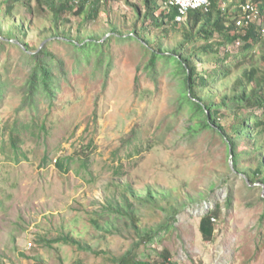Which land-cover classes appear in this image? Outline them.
I'll return each mask as SVG.
<instances>
[{"label": "rangeland", "instance_id": "rangeland-1", "mask_svg": "<svg viewBox=\"0 0 264 264\" xmlns=\"http://www.w3.org/2000/svg\"><path fill=\"white\" fill-rule=\"evenodd\" d=\"M48 2L41 0L42 12L34 1V12L18 6L14 15L5 16L0 1L1 35L16 36L11 27L19 21L25 31L17 35L22 47L50 40L52 63L46 61L58 86L51 99L40 90L28 99L32 61L15 42H0V264H117L129 249L136 261L148 264H160L163 250L176 264H264L263 187L232 169L215 132L190 133L195 121L188 105H181L180 75L170 62L157 57L149 66L151 49L142 39L154 50L171 49L182 38L178 27L166 32L170 26L151 24L143 0H100L94 18L69 11L55 25ZM134 26L140 40L127 35ZM54 31L81 39L102 36L100 59H86L88 48L77 47L76 55L70 44L45 39ZM239 45H224L219 55L194 56V75L213 66L227 49L234 55ZM189 47L182 50L188 53ZM260 50L253 58L262 66ZM230 58L232 75L201 95L218 102L222 93L231 92L242 58ZM254 112L260 115L262 109ZM219 118L226 126L229 118ZM134 130L142 138L134 142L138 151L128 156L134 144L125 141ZM260 140L264 156V130ZM245 148L242 138L236 147L240 168L254 166L242 153ZM84 158L85 167L80 165ZM57 161L65 167L58 168ZM216 203L221 212L213 238L206 241L200 216ZM164 225L152 240H139L145 230ZM65 236L78 244L56 242Z\"/></svg>", "mask_w": 264, "mask_h": 264}, {"label": "trees", "instance_id": "trees-1", "mask_svg": "<svg viewBox=\"0 0 264 264\" xmlns=\"http://www.w3.org/2000/svg\"><path fill=\"white\" fill-rule=\"evenodd\" d=\"M4 5V15L12 16L16 12L18 6L28 10L29 13L34 12L32 9V2L36 1L37 10L44 11L42 8L41 0H0ZM167 0H143L145 17L149 18L151 24L157 27L170 26L169 29H165L166 32L170 30H180L181 40L171 49L161 50L160 46L154 50L150 47L147 40L145 46L151 49L150 65L153 64L155 58H164L167 62L174 67L179 79V88L181 90V100L183 105L189 107V117L194 124L189 128L190 133H198L202 130L209 129L215 132L221 140L224 142L229 155L231 154L232 169L235 172L242 174L245 179L251 184L261 185L264 189V156L261 153V140L260 135L264 130V0H209L210 5L207 12L202 9H190L188 11L186 21L184 23L177 22L175 16L177 10L174 7H163L164 2ZM247 1L253 2L259 9L261 17L249 24L237 25L236 21L240 18L239 5ZM159 2V3H158ZM227 3V4H225ZM75 4V5H74ZM100 0H49L46 3L45 8L50 10L53 14V21L55 25L60 19V16L64 13L72 11L76 15L85 13L84 19H91L98 14ZM74 5V8L72 7ZM161 9L159 16H155V12ZM136 15L139 16L137 10ZM17 35L24 34V28L22 22H15L11 27ZM133 30L127 33L131 39L140 40V34L138 31ZM143 28V27H142ZM112 33L115 32L112 28ZM141 30V29H140ZM116 35L122 37L121 33L115 32ZM14 34L8 33L6 36L0 34V42L6 39L7 43L14 44L20 49L25 57H28L32 61V69L27 80V98L33 97L34 93L38 90L42 92L47 98L51 99L54 96L55 90L58 86L54 83V78L51 73L49 63L47 59L52 63V53L47 50L46 45L41 47H29L24 42L23 47L17 42L19 38ZM63 38H58L61 36ZM216 35L218 36L217 38ZM9 36V37H8ZM54 38L63 43L71 45L74 52H77L76 48H88V54L86 59H89L92 55H95L100 59V53L103 52V43L101 37H86L81 39L79 37H70L69 34L54 31L51 35L45 37V39ZM195 42H200L198 46ZM242 43V44H241ZM239 47L236 49L237 57H241V60H237V70L240 71L238 77L234 78L231 84V92H225L220 95L219 101L215 102L211 95H201L200 91L212 84H215L217 80H227L231 74V59L234 57L232 53H224V57L216 58L215 64L211 67H206L199 73L198 76L194 75V56L198 54L207 55H219V49L222 46L229 48V45ZM189 47L188 53H185L183 47ZM261 46L260 59L262 66L257 65L253 56L255 51ZM188 49V48H186ZM98 53V54H96ZM79 53L77 52L76 55ZM249 60L248 67H243L241 63ZM197 88H200L198 91ZM205 93V92H204ZM1 94V88H0ZM262 109L260 115L255 114L254 110ZM226 116L229 121L226 126L222 125L219 116ZM2 133L1 117H0V137ZM138 138H142L137 131H131L128 137H126L125 144H134L131 152L138 151L137 143H134ZM243 138L246 148L242 153L247 159L253 161L254 166L240 168L238 166L239 157L241 153L236 150V147ZM11 146L16 148V137L11 135ZM89 145V144H88ZM230 150V151H229ZM2 147L0 146V154ZM84 153V151H83ZM87 157V155H85ZM1 161V160H0ZM85 158L80 163L81 166H87ZM58 168H64L62 162L57 161ZM115 172L121 169V164L116 165ZM231 167V166H230ZM116 172V174H117ZM264 194V193H263ZM151 192H147V196H150ZM264 202V197H260ZM230 200H228L229 203ZM124 203H126L124 201ZM127 204V203H126ZM128 209H125L126 216L130 218L132 211L127 204ZM221 212V205L216 203L214 208L205 212L200 216L199 231L203 239L209 241L214 236L215 226L214 221ZM171 219H173L172 214ZM166 226H160L154 231L145 230L142 234H139V240L150 241L160 231L164 230ZM62 240L64 243H70L77 245V241L67 236L61 239H56V242ZM160 255L162 256V262L160 264H176L168 257V253L163 250ZM117 264H148L145 261H136L135 256L129 249L124 255H121L117 259Z\"/></svg>", "mask_w": 264, "mask_h": 264}, {"label": "built area", "instance_id": "built-area-1", "mask_svg": "<svg viewBox=\"0 0 264 264\" xmlns=\"http://www.w3.org/2000/svg\"><path fill=\"white\" fill-rule=\"evenodd\" d=\"M209 5V0H167L164 2L163 7L168 9L171 7L176 8L175 20L177 22H185L190 9H202L207 12ZM239 9L240 18L236 21L237 25L252 23L260 15L258 7L251 1L241 3Z\"/></svg>", "mask_w": 264, "mask_h": 264}, {"label": "water", "instance_id": "water-1", "mask_svg": "<svg viewBox=\"0 0 264 264\" xmlns=\"http://www.w3.org/2000/svg\"><path fill=\"white\" fill-rule=\"evenodd\" d=\"M229 151H230V150H229ZM231 157H232V156H231V154H230V158H231ZM229 162H230L229 164L231 165V164H232V161L230 160Z\"/></svg>", "mask_w": 264, "mask_h": 264}]
</instances>
